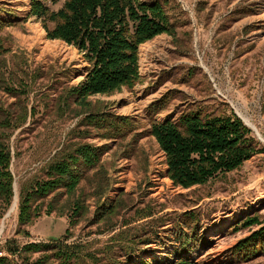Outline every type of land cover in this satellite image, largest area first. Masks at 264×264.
I'll return each mask as SVG.
<instances>
[{
    "label": "rangeland",
    "instance_id": "obj_1",
    "mask_svg": "<svg viewBox=\"0 0 264 264\" xmlns=\"http://www.w3.org/2000/svg\"><path fill=\"white\" fill-rule=\"evenodd\" d=\"M64 1L51 5L52 9L58 10ZM205 6L207 11L198 13ZM169 7L173 16L185 15L179 7L192 13V29H179L178 40L161 36L144 44L140 50L143 81L134 89L124 87L110 95L88 97L89 105L83 108L82 102L70 95L85 81L89 65L84 55L63 41L48 39L42 24L28 15L30 0H0V108L23 101L30 110L27 124L11 137L15 196L0 220V250L7 241L15 240L23 247L61 241L68 235L67 244H83L99 256L120 246L138 250L131 258H119L120 264H162L179 255L202 264H264L263 249L247 258L234 255L240 241L262 228L235 230L241 226L238 223L254 216L264 223V153L239 170L186 190L175 187L168 175L166 153L146 134L151 127L149 106L169 91L178 90L186 97L176 96L170 107L156 116L158 121L178 119L187 105L202 102V98L215 99L230 105L264 149V33L254 30L244 36L241 31L249 23L255 29L264 26V0H170ZM233 7L242 11L235 14L244 16L239 21L242 26L228 34L229 39L227 35L217 38L220 23ZM40 31L44 32L41 40ZM239 54L247 56L237 58ZM182 64L206 68L198 76L199 85L197 81L195 86L194 81L181 84L186 71L180 69L166 80V69ZM14 86L20 88L22 98L9 94L7 88ZM15 111L21 114L22 110L19 106ZM93 112L133 119L134 133L140 136L100 139V130L94 126L88 129L81 122ZM68 143L107 146L99 165L105 169V180L94 176L95 170L89 172V180L80 183L74 196L64 191L49 196L35 224L21 227L22 185ZM114 204L120 206L117 216L105 217L106 207ZM192 211L201 222L195 236L192 229L178 223ZM179 232L189 237L181 239ZM118 234L120 242L110 241ZM46 255L54 256L45 252L26 257L35 262ZM49 264L58 263L52 260ZM102 264H107L105 258Z\"/></svg>",
    "mask_w": 264,
    "mask_h": 264
},
{
    "label": "trees",
    "instance_id": "obj_2",
    "mask_svg": "<svg viewBox=\"0 0 264 264\" xmlns=\"http://www.w3.org/2000/svg\"><path fill=\"white\" fill-rule=\"evenodd\" d=\"M30 1L31 10L28 15L34 16L42 24L48 39L60 40L73 46L84 55L89 65L84 83L73 89V95H70L76 96L83 108L85 104L89 105L88 97L110 95L124 87L134 89L143 81L140 50L144 44L161 35H169L173 40H178L179 23L173 21L169 13L170 0H65L58 10H53L51 5H58L60 0ZM254 29V26H250L246 30ZM179 69L186 71L180 83L191 84L194 81L195 86L196 76L201 72L195 68H174L167 73L166 80ZM12 88H7L9 94L22 98L20 88ZM181 95L186 97L181 91H169L149 106L151 127L146 131L166 153L168 175L175 187L187 190L205 186L212 180L239 170L254 156L264 153L253 132L234 114L230 105L215 99L187 105L186 111L176 120L168 117L158 121L156 116L168 109L176 96ZM20 103L14 107L0 108V220L15 196V176L11 171L14 158L11 137L27 124L30 114L28 104L23 101ZM19 106L21 114L15 111ZM81 122L87 128L94 126L100 130L99 138L102 140L123 139L135 134L140 136V133H134L135 122L129 117L93 112L87 114ZM85 135L88 137L89 133ZM107 149V146L96 147L89 143H68L62 147L38 175L32 177L25 186L22 185L19 194L20 226H31L41 217L43 207L47 205L44 202L49 196L60 191L74 196L80 183L89 180V172L95 170L94 176L104 177L105 180V169L99 165ZM114 205L106 207L108 209L102 214L105 217L117 216L120 206ZM48 214H52V211H48ZM185 218L178 223L192 229L195 236L201 230L198 215L192 211L185 213ZM190 220L192 223H188ZM240 223L241 226L237 225L235 230L253 226L262 228L240 241L234 255L247 258L260 249L264 250V223L260 218L249 217ZM181 229L179 227L177 230ZM182 236L189 237L179 232V238L182 239ZM67 238L70 239L66 235L61 241L32 243L23 247L15 240L7 241L0 250V264H49L52 260L58 264H102L104 258L107 264H120L122 262L118 261L119 258H131L138 251L133 247L120 246L115 250L108 249L101 257L96 252L86 250L83 244H67ZM119 240L121 238L118 234L110 241L117 243ZM147 242L150 244V240ZM45 252L54 256L46 255L35 262L26 257L29 253ZM162 264L202 263L179 255Z\"/></svg>",
    "mask_w": 264,
    "mask_h": 264
},
{
    "label": "crops",
    "instance_id": "obj_3",
    "mask_svg": "<svg viewBox=\"0 0 264 264\" xmlns=\"http://www.w3.org/2000/svg\"><path fill=\"white\" fill-rule=\"evenodd\" d=\"M182 11H181V13L182 12H184L185 13V15H176V16H173L172 14H171V10H169V13H170V15L172 16V19H173V21H177L179 24V26H178V30L179 29H181V28H184V27H189V29H192L191 28V26H192V22L194 21V17H192L193 16V14L192 13H190L189 11H185L184 9H182L183 7H179ZM207 9L208 8H206V6L205 7H203L198 13H204L205 11H207ZM184 10V11H183ZM240 12H242L241 10H240V8H238V9H235V7H233L227 14V16L225 17V19L220 23V29L219 30H217V38L220 36V37H223L224 38V36L223 35H227L226 36V39H229V36H228V34H232L233 35V32L239 27V26H242V25H239V24H241V23H239V21L240 20H242L243 18H244V16L242 17V16H236L235 14H239ZM243 21V20H242ZM218 25H219V23H218ZM264 25V24H263ZM251 26V23H249V24H247L246 26H242V30L241 31H243V35L245 36V34L246 35H250L251 33H253V32H250V31H248L247 32V30L246 29H248V27H250ZM256 28V27H255ZM256 32H258V33H264V26H262V27H260L259 28V26L257 27V29H254ZM253 30V31H254ZM262 30V31H261ZM233 31V32H232ZM254 31V32H255ZM161 36H168V37H171V36H169V35H161ZM161 36H158V37H161ZM178 36H179V34H178ZM178 36H177V38H178ZM157 37V38H158ZM190 37H192V33H191V35H190ZM228 37V38H227ZM247 37V36H246ZM172 38V37H171ZM245 38V37H244ZM244 38L243 39H240V41H242V40H244ZM222 39V38H221ZM239 41V42H240ZM245 42L243 41V44H244ZM147 44V43H146ZM151 44V43H150ZM243 44H242V46H243ZM242 46H239V48L238 49H240V47H242ZM244 56H247V54L246 55H242V54H239L238 56H237V58H243ZM236 57V56H235ZM236 60H238V59H236L235 58V61ZM182 66H185V67H189V68H195V69H197V70H199L198 72H200V70H201V72L199 73V74H201V73H204V71H203V69H206L203 65H200V67L198 66V65H189V64H182ZM177 67H179V65H177L175 68H177ZM171 68H173V67H171ZM171 68H167L166 70L167 71H171L172 69ZM199 74L196 76V81L198 82L197 83V85H199ZM206 76H208L207 74H205ZM198 77V78H197ZM211 82H214L213 81V79L211 80ZM216 88H217V86H215ZM186 93V92H185ZM205 100H208L207 98H202L201 99V101H205ZM168 167L166 166V169H167Z\"/></svg>",
    "mask_w": 264,
    "mask_h": 264
},
{
    "label": "bare ground",
    "instance_id": "obj_4",
    "mask_svg": "<svg viewBox=\"0 0 264 264\" xmlns=\"http://www.w3.org/2000/svg\"><path fill=\"white\" fill-rule=\"evenodd\" d=\"M43 35H44V32L40 31V35H38L40 40L43 39ZM248 123L252 126L251 122L248 121ZM16 205H17V201H15L14 203L13 210H15Z\"/></svg>",
    "mask_w": 264,
    "mask_h": 264
},
{
    "label": "built area",
    "instance_id": "obj_5",
    "mask_svg": "<svg viewBox=\"0 0 264 264\" xmlns=\"http://www.w3.org/2000/svg\"><path fill=\"white\" fill-rule=\"evenodd\" d=\"M142 1H145V0H142Z\"/></svg>",
    "mask_w": 264,
    "mask_h": 264
}]
</instances>
